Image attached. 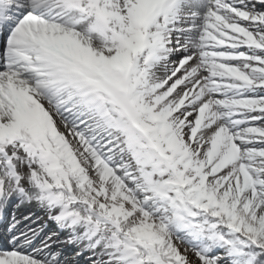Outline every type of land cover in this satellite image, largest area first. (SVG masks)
Returning a JSON list of instances; mask_svg holds the SVG:
<instances>
[{
	"label": "snow or ice",
	"instance_id": "1",
	"mask_svg": "<svg viewBox=\"0 0 264 264\" xmlns=\"http://www.w3.org/2000/svg\"><path fill=\"white\" fill-rule=\"evenodd\" d=\"M85 258L264 264V0H0V264Z\"/></svg>",
	"mask_w": 264,
	"mask_h": 264
},
{
	"label": "bare ground",
	"instance_id": "2",
	"mask_svg": "<svg viewBox=\"0 0 264 264\" xmlns=\"http://www.w3.org/2000/svg\"><path fill=\"white\" fill-rule=\"evenodd\" d=\"M22 211L24 212V214H28L29 212V209L25 208V209H22ZM31 211L33 212H37L39 214V216L42 218V219H46V217H44V214L42 212H39L38 209H31ZM51 227V225H49ZM55 227V226H54ZM80 264H88L87 262V258L83 259L80 261Z\"/></svg>",
	"mask_w": 264,
	"mask_h": 264
}]
</instances>
